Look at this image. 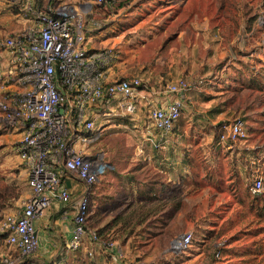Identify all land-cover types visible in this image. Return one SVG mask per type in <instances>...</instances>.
<instances>
[{
    "label": "rangeland",
    "instance_id": "1",
    "mask_svg": "<svg viewBox=\"0 0 264 264\" xmlns=\"http://www.w3.org/2000/svg\"><path fill=\"white\" fill-rule=\"evenodd\" d=\"M262 16L264 0H119L94 10L90 45L121 51L112 79L138 76L149 92L161 96L165 84L181 75L203 84L189 92L198 100L184 101L173 130L159 132L171 141L169 168L181 170L175 180H164L154 164L167 158V149L152 150L141 139L160 135L150 125L148 109H138L133 118L116 114L96 122L99 137L87 151L103 155L107 168L100 179L116 185L128 172L134 193L128 199L122 192L116 202L108 195L107 213L122 203L128 210L108 219L99 231L101 244L86 240L64 264H264L238 255L264 239V230L252 235L264 228L256 218L264 193L255 201L250 192L258 175L264 185ZM236 120L244 122L247 137L221 142ZM20 138L21 131L0 113V222L26 201ZM187 232L193 234L190 247L175 252L173 241ZM108 242L116 249L107 248ZM1 246L6 242L0 239Z\"/></svg>",
    "mask_w": 264,
    "mask_h": 264
},
{
    "label": "built area",
    "instance_id": "2",
    "mask_svg": "<svg viewBox=\"0 0 264 264\" xmlns=\"http://www.w3.org/2000/svg\"><path fill=\"white\" fill-rule=\"evenodd\" d=\"M20 10L30 24L8 35L0 46L14 53L7 69L0 68V113L21 131L18 157L27 172L29 194L24 206L6 214L0 232L15 249L1 258L3 264H19L21 258L39 248L36 221L53 202L70 204L74 226L67 244L71 252L89 244H101L99 234L89 229L91 188L106 172L103 155L87 147L96 141V122L102 117L126 115L133 118L147 102V85L138 76L112 79L121 58L116 46H91L89 18L96 8L109 7L119 0H19ZM264 28V16L258 20ZM202 80L180 78L167 82L162 90L172 99L148 110L150 125L169 133L181 118L184 101ZM244 122L236 120L220 141L246 138ZM73 181L85 185L75 200ZM263 176L253 181L250 192H263ZM193 241L191 232L172 243L175 252H185ZM116 249L113 242L104 243Z\"/></svg>",
    "mask_w": 264,
    "mask_h": 264
},
{
    "label": "crops",
    "instance_id": "3",
    "mask_svg": "<svg viewBox=\"0 0 264 264\" xmlns=\"http://www.w3.org/2000/svg\"><path fill=\"white\" fill-rule=\"evenodd\" d=\"M24 1H28L35 5L34 0ZM19 2V0H0V43L8 35L17 34L24 30L27 25L30 24V20L27 19L24 13L20 10ZM262 42L264 43L263 40ZM12 58H14V53L9 49L0 46V68L7 69ZM190 77L191 76L181 75L178 78ZM162 93L163 95L161 96L158 92H149L147 102H142L139 106V110H149V108L151 107L165 105V102H168L172 99L171 96H168L164 92ZM196 99L198 100V96L195 92L189 93L185 102L186 104H188V101L192 103ZM157 132L159 133V131ZM141 139L149 143L152 150L158 151L159 149H167L165 151V153L167 154V158H162V160L157 159V161H154V164H157L159 166L158 169L160 170V173L163 174L164 180L166 179L168 181H172L175 180L176 176H179V174L181 175V170L177 169V167L169 168L168 166V164H172L173 162L172 160L170 161V158L168 157V150L170 148L171 141L167 140V138H165L163 134L157 136H152L151 134L148 137L143 136ZM19 162L21 164L20 159ZM127 174L128 172L123 174V176L120 177L122 179V182L117 183L116 185L104 184L103 177L102 180L100 179L91 188V212L88 219V226L90 230L95 231L100 235L99 231L101 232L103 230L106 223L109 221L108 219H111L113 218V216H116L118 214L123 215L128 210V208H126L128 204L126 203L115 205L113 212L111 211L110 213H107L105 210L107 204L106 202H108V195H112L113 197L111 202H116L117 200H119L118 198L122 196V192L127 193L128 199H130L128 194L130 192L134 193V190L130 188L131 186L126 179ZM68 186H71L73 199L75 200L85 189V185L77 181H73L71 185L68 184ZM124 187H126L127 189H125ZM28 194L29 189L27 188L22 200L25 199ZM17 211L18 210L13 212ZM73 226V207L70 204H64L60 201L53 202L51 207L47 209L43 213V215L36 221L37 236L39 239L38 250L29 256L21 258L22 260L19 264H64L65 262H67L68 259H70L71 255L75 253L71 252L67 248V244L72 237ZM0 237L1 240H4L6 242L5 236L1 232ZM10 253H12L15 258H20V254L15 249L10 248L7 243L6 246L0 247V264H3L1 258L4 255Z\"/></svg>",
    "mask_w": 264,
    "mask_h": 264
},
{
    "label": "trees",
    "instance_id": "4",
    "mask_svg": "<svg viewBox=\"0 0 264 264\" xmlns=\"http://www.w3.org/2000/svg\"><path fill=\"white\" fill-rule=\"evenodd\" d=\"M220 137H219V140H220ZM263 193L264 192H262L260 195H253L255 197V201H261V197ZM256 216H257L256 218L258 222H259V219H261V221L264 222V206L262 208V213ZM253 223H255V221H252V224ZM256 230L257 232L256 233L252 232V235L254 237H257V236L259 237L262 233V230H264V228H261L260 226H258ZM238 255H240L241 257L251 258L254 261L259 260L260 262H262V259L264 260V239L260 238L259 240L254 241L251 246L244 247V249L241 250V252Z\"/></svg>",
    "mask_w": 264,
    "mask_h": 264
}]
</instances>
